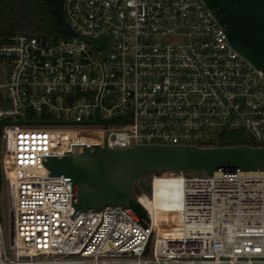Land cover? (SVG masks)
I'll return each mask as SVG.
<instances>
[{
  "label": "built area",
  "instance_id": "1",
  "mask_svg": "<svg viewBox=\"0 0 264 264\" xmlns=\"http://www.w3.org/2000/svg\"><path fill=\"white\" fill-rule=\"evenodd\" d=\"M62 9L66 37L0 40L12 218L8 250L0 228V264H264V171L150 174L141 180L150 193L138 181L136 200L166 205L143 207L146 229L121 208L71 218L72 184L48 176L42 156L93 146L78 139L86 133L110 149L225 147L234 131L264 146V74L203 0H62ZM97 109L106 126L92 123Z\"/></svg>",
  "mask_w": 264,
  "mask_h": 264
},
{
  "label": "water",
  "instance_id": "2",
  "mask_svg": "<svg viewBox=\"0 0 264 264\" xmlns=\"http://www.w3.org/2000/svg\"><path fill=\"white\" fill-rule=\"evenodd\" d=\"M221 25L230 45L264 74V0H203ZM20 124L23 122L20 120ZM93 124H108L98 116ZM4 124L0 122L1 128ZM48 176L64 174L71 183V206L77 211L121 208L145 229L149 219L135 198V184L150 193L146 179L158 172L200 173L264 171V146L239 144L225 147L139 145L110 149L105 145L75 146L64 156H42ZM2 175L0 169V193ZM12 228V218H11Z\"/></svg>",
  "mask_w": 264,
  "mask_h": 264
},
{
  "label": "trees",
  "instance_id": "3",
  "mask_svg": "<svg viewBox=\"0 0 264 264\" xmlns=\"http://www.w3.org/2000/svg\"><path fill=\"white\" fill-rule=\"evenodd\" d=\"M70 34L62 0H0V40L16 36L60 39ZM224 146H256L242 131L224 133Z\"/></svg>",
  "mask_w": 264,
  "mask_h": 264
},
{
  "label": "rangeland",
  "instance_id": "4",
  "mask_svg": "<svg viewBox=\"0 0 264 264\" xmlns=\"http://www.w3.org/2000/svg\"><path fill=\"white\" fill-rule=\"evenodd\" d=\"M5 64L0 61V84L5 83ZM96 136L95 133H86V134H78L79 140H84L92 145L93 137ZM135 140V139H134ZM131 141V144H133L135 141ZM143 142V141H139ZM3 151V144H1L0 147V159ZM141 193V190L136 187L135 188V194L138 195ZM0 228H1V235L2 240L4 243V246L8 250L10 246V239H11V211H10V200L8 196L7 191V183L5 180H2V190L0 193Z\"/></svg>",
  "mask_w": 264,
  "mask_h": 264
},
{
  "label": "bare ground",
  "instance_id": "5",
  "mask_svg": "<svg viewBox=\"0 0 264 264\" xmlns=\"http://www.w3.org/2000/svg\"><path fill=\"white\" fill-rule=\"evenodd\" d=\"M77 137H78V134H77ZM99 138H98V136L96 135V136H94L93 137V141H92V143L93 144H99ZM86 143H88V142H86ZM88 144H90V143H88ZM92 145V144H91ZM161 195V194H166V189H158V190H156V198H157V196L158 195ZM141 203H142V205H143V207H145L146 209H150V210H153L154 209V207L155 208H158V204L161 206V207H165V205H166V202H160V203H154V202H152L151 200H149L147 197H141ZM163 222V221H162Z\"/></svg>",
  "mask_w": 264,
  "mask_h": 264
}]
</instances>
